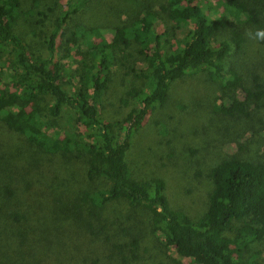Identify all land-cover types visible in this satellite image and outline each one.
Here are the masks:
<instances>
[{
  "label": "trees",
  "instance_id": "1",
  "mask_svg": "<svg viewBox=\"0 0 264 264\" xmlns=\"http://www.w3.org/2000/svg\"><path fill=\"white\" fill-rule=\"evenodd\" d=\"M88 1L66 0L43 54L17 31L22 17L41 16L44 23L40 0H0V124L47 155L82 162L88 186L73 201L89 214L123 200L147 212L150 232L179 259L261 264L263 250L255 246L264 243V158L240 157L245 145L229 139L224 149H237L209 170L206 208L191 217L171 207L163 179L134 180L126 153L150 112L168 100L172 82L184 76L201 74L214 84V111L222 117L252 120L264 103L260 77L247 80L242 68L226 65L246 42L245 27L264 43V0H138L113 28L77 24L66 36L64 25ZM117 67L132 77L121 99L131 107L122 121L109 122L101 100ZM10 158L0 147V264H23V252L37 248L54 264L55 235L33 229L32 208L49 210L63 198L44 178L25 181L28 171L19 172Z\"/></svg>",
  "mask_w": 264,
  "mask_h": 264
},
{
  "label": "rangeland",
  "instance_id": "2",
  "mask_svg": "<svg viewBox=\"0 0 264 264\" xmlns=\"http://www.w3.org/2000/svg\"><path fill=\"white\" fill-rule=\"evenodd\" d=\"M21 1L23 4L27 2ZM65 2L40 0L39 9L47 15L43 24L38 22L41 16L36 15L19 20L17 31L33 49L46 53L45 41L54 29L55 19L65 9ZM137 2L90 0L72 15L63 29L69 36L77 24L113 28L122 21L124 14L135 10ZM244 36L246 42L239 52H233L226 69L239 66L247 80L249 74L256 73L264 86V43L252 27L244 28ZM111 77L101 100V116L109 122L122 121L131 105L124 106L121 99L125 98L132 77L120 67ZM135 85L140 83L135 82ZM213 85L201 74L184 76L172 82L168 100L150 112L143 126L133 135L126 153L134 180L163 179L171 207L191 217L200 216L206 208L207 193L211 188L207 176L209 170L237 149H224L229 139L238 138L245 145L240 157L264 158V103L249 122H234L214 111L216 88ZM242 130V136L236 137ZM0 147L11 154L10 160L17 163L15 166L19 172L28 171L25 181L36 184V178H44L45 185L56 188V195L63 198V203L55 204L53 210V207L41 211L35 206L32 208L36 211L33 229L50 228L48 236L55 235L49 237L54 264H193L190 260L179 259L172 248L165 247L150 232L148 215L143 209L131 208L125 201L117 200L107 203L97 213L89 214L86 204L75 203L73 198L88 186L81 176V170L86 168L82 162L47 155L24 136L1 124ZM6 162L2 167H7ZM77 205L83 211L78 212ZM56 227L59 231H54ZM69 238H73L71 244ZM255 249L263 250L261 264H264V243ZM37 250L23 252V264H53L39 252L44 248Z\"/></svg>",
  "mask_w": 264,
  "mask_h": 264
},
{
  "label": "clouds",
  "instance_id": "3",
  "mask_svg": "<svg viewBox=\"0 0 264 264\" xmlns=\"http://www.w3.org/2000/svg\"><path fill=\"white\" fill-rule=\"evenodd\" d=\"M260 35L264 36V32L259 33Z\"/></svg>",
  "mask_w": 264,
  "mask_h": 264
}]
</instances>
